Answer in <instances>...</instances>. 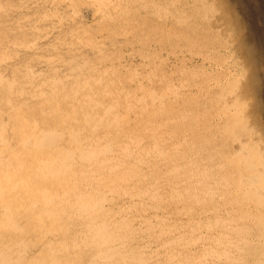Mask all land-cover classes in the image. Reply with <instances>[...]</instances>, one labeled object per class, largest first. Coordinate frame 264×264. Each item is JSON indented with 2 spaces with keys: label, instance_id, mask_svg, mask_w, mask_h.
<instances>
[{
  "label": "rangeland",
  "instance_id": "obj_1",
  "mask_svg": "<svg viewBox=\"0 0 264 264\" xmlns=\"http://www.w3.org/2000/svg\"><path fill=\"white\" fill-rule=\"evenodd\" d=\"M107 1L103 0V2H102V0H0V54H1L0 60L2 61V62H0L1 63L0 65L2 66L1 69L2 70L4 69V71H6V73H4V74H6V75L8 74L9 77L21 76L22 78H24L22 75L23 74L22 68L24 65L30 66L31 69L34 68L32 70L37 71L36 69H38L37 68L38 63H39L38 61L49 62V63H53V64L55 63V65L57 63L58 66H56L55 71H54V69L52 71L49 69L46 72L47 75L45 73L46 70L44 72L41 71L43 74H41V75L38 74V77L40 76V78L44 76L43 78L45 80L47 78H50V77H46V76L52 75L51 77H53V75L55 76V74H59V72H58L59 68L60 69L61 68L66 69L67 67L70 68L73 65L70 69V70H72V68H74V66L76 67V65H81L82 67L78 66L80 68L77 70V67H76L74 69L76 71H72V72H76V73L78 72L79 74H85L87 72L86 74L88 76L91 73L92 74V77L90 76L92 78L91 80H93V79L95 80V81H93V83H94L93 88H95V90H97V91H99V90L101 91L102 103L104 104V106L112 107L111 117H108L106 114L101 112V128L105 129V135H103L101 137L103 139V140L101 139V147H105V145L107 143H109V145L108 144L106 145L108 147L110 146L112 149L110 151V147H109V151L107 153V154H110V155H107V156H109L108 157L110 159L109 161H112L114 159L113 156L116 155V153L118 152L119 149H121V147L126 146L125 149L130 150L132 155L130 156L131 159H130V157H128V158H123L122 160H120V161L124 160L125 162L124 161L122 162L123 165L118 170V173H120V175H118V176H121V177H123L124 173H128L129 170L131 171L130 172L131 174H129L131 176L128 177L129 181L127 183L121 182L118 179H115L117 176L106 177L107 180L112 179V181L114 180V183H115L114 184V191L108 194L109 198H112L114 196L113 197V199H114L113 200V202H114L113 207L114 208L112 207L113 209H110V210H112L111 214H115L117 212H120V215L123 216V219L125 217H127L126 218L127 222L125 221L126 223L124 222L125 219L122 220L121 216H119L118 218L117 217H115V218H117V222H122V223L124 222V224L125 225L127 224L129 226V228L131 229V230H129L131 233L129 232L128 235H125L124 232L123 233L121 232V235L127 236L126 240H129L130 242H129V245L126 246L125 248L122 247L124 250L120 249L121 252H118V255H116L117 253L114 254L115 256H113L112 261H110L111 264H123V262H124V264H126L128 262H129L128 264H130V263L131 264H137V263L138 264H140V263L141 264H154V263L157 264L158 262H159L158 264H169V263L174 264L175 262H176L175 264H177L180 261L182 263H178V264H187V263L188 264H215V263L216 264L217 263H219V264H239V263L245 264L246 262H249V261L251 263H253L252 262L253 260H258V259H260L261 261H264V225H262V224H264L263 223L264 222V220H263V218H264V210H263L264 204L261 205L259 208L257 206V203L255 202V200L253 198L250 199L252 196L249 195L250 194L249 190H251V188H253V185H250V184H252L250 182L251 176H250V174L246 173L248 171H247V167L245 168L246 163L244 164L242 161L243 158L241 157V159H237V157L240 156L241 153L239 152L240 154L238 155V151H235L236 147H233V146L237 145V147L239 148L240 145H238V144H240V143L235 144V145L232 144V143L238 142L237 140H239V141H241L242 139L244 140L245 137L250 135L251 139L254 138V142L255 141L258 142V143L256 142L255 145H254V143H252L250 145H254L256 147V149L259 148L258 151H260L261 154H262V152H264V54H263L264 53V0H245V2H244V0H118V1L117 0H109L108 3H107ZM116 1H117V3H115ZM72 2H74V3H72ZM109 2H111L113 4L110 5ZM96 3L100 5V8H98L99 6L97 7ZM100 3H103L104 6L109 8V9L108 10H107V8L104 9L103 8L104 6H101L103 4H100ZM91 4H94L95 6L94 5L92 6ZM105 4H107L108 6ZM143 5L147 8H145ZM239 5H241V6H239ZM113 6L116 10L113 8ZM116 6H119V7L116 8ZM160 6H161V9L159 8ZM151 7H152V9H151ZM97 8H98V10H97ZM153 8L154 9L156 8V9L154 10ZM100 9L102 10V12L104 14L101 12ZM113 9L116 12H114ZM150 9L152 11H150ZM165 9H167V10H165ZM110 10H111V13H113L111 15L109 14ZM162 10H164V11H162ZM148 11H150L149 14H148ZM105 12L107 15H105ZM250 12L252 15L250 14ZM122 13H123V15H122ZM156 14H158L159 16H156ZM108 15L110 16V18H108ZM140 15H142V16H140ZM143 16H144V18L146 17V19H144ZM141 17H142V19H141ZM147 17H149V18H147ZM150 18H151V20H150ZM138 20H139V22H138ZM156 20H157V22H156ZM252 20H254V22ZM166 21H167V23H166ZM131 22H133V23L131 24ZM134 23H136V24H134ZM250 23H255L257 29L262 30L261 31L262 37L259 40H255L254 42H250L248 40V34L250 33V31L248 29L250 27ZM132 25H133V27H132ZM177 26H178V28H177ZM182 26H184V27L182 28ZM246 26H248V27L246 28ZM186 27L188 28V30ZM189 28H191V29L189 30ZM195 28H197V29H195ZM154 29H155V31H154ZM209 29H210V31H209ZM85 30L88 32L85 33ZM179 30L182 32V34ZM134 31H135V33H134ZM89 32H91V33H89ZM129 32H130V34H129ZM158 32H161V34L160 33L158 34ZM46 34H48V35L50 34L48 36V38H46L47 37ZM52 34H53V36H52ZM90 34H91V37H90ZM179 34L181 37H179ZM159 35H160V37H159ZM199 36H200V38H199ZM138 37L140 39H138ZM87 38L89 41L91 38V41L89 42L87 40ZM129 38L131 40H128ZM133 38H135V39L133 40ZM144 38H146V40ZM182 38H183V40H182ZM85 40H87V42ZM92 40H94V41H92ZM196 40H198V41H196ZM202 40H203V42H202ZM131 41H132V43H131ZM94 42H96V43H94ZM183 42H185V43H183ZM89 43H91V44H89ZM142 43H144V44H142ZM116 44L118 47L116 46ZM138 44H140V46ZM92 45H93V47H91ZM120 45L123 47L121 48ZM82 48H84V49H82ZM93 48H94V50H92ZM106 51H108V53ZM110 52H111V54H110ZM120 52H121V54H120ZM129 52L132 54H130ZM146 53H147V55H146ZM116 55H117V57L114 58ZM146 57H147V59H146ZM148 57H150V58H148ZM175 57H177V58H175ZM117 60H118V62H117ZM147 60H149V61H147ZM58 62H60V64ZM80 62H82L83 64ZM119 62L122 63V66H121V63L119 64ZM130 62H132V63H130ZM87 63L89 64V67H88ZM94 63H95V65H94ZM14 64H15V66H14ZM129 64H130V66H129ZM83 65H85L84 68H83ZM96 65H97V67H96ZM98 65L100 67H98ZM135 65H136V67H135ZM148 66H150L151 68ZM7 67H8V69H6ZM11 67H12V69H11ZM64 67H66V68H64ZM113 67H114V69H113ZM81 68L84 69V71ZM141 68H142V70H141ZM144 68H146V69H144ZM85 69H86V71H85ZM88 69H90V71H88ZM99 69H104V70H100L101 72H99ZM154 69H156V70H154ZM182 69H184V70H182ZM11 70H12V72L13 71L14 72L16 71V72L15 73L13 72V75H12ZM93 70H95L96 72H94ZM140 70H141V72H140ZM178 70H180V71H178ZM120 71L122 72V74ZM128 71H129V73H128ZM133 71H134V73H133ZM155 71L157 72V74ZM41 72H39V73H41ZM101 73H103L104 75H102ZM147 74H149L150 76ZM151 75H153V76H151ZM108 76H110V77L112 76V77L108 78L106 80V78ZM135 76L138 78L137 79L134 78ZM155 76H156V78L158 76V78L157 79L154 78ZM96 77H97V79H95ZM139 77H141V78H139ZM109 79L111 80V84H110ZM129 79H131V81ZM144 79L146 81H144ZM148 79H150V80L147 81ZM22 80L23 79H21V81ZM45 80H44V82H45ZM119 80L121 83L119 82ZM168 80L171 83H169ZM112 81H113V83H112ZM122 81H123V83L125 81V83L123 84ZM162 81H163V84H162ZM101 82H103V84ZM154 82H156V83L158 82V85L156 83L154 84ZM135 84H136V86H135ZM168 84H169V86H168ZM170 84H172V85H170ZM179 84H181V85H179ZM196 84H197V86H196ZM104 85L105 86L107 85L108 88H107V86L104 87ZM139 86H140V88H138ZM155 86H156V88H155ZM173 86L175 88H173ZM109 87L111 90L109 89ZM113 87L115 88V90ZM145 87L148 89H146ZM181 87H182V89H181ZM210 87H211V89H210ZM100 88H103V89H100ZM126 88H128V89H126ZM142 88H145V89L143 90ZM184 88H186V89H184ZM129 89H131V90H129ZM166 89H168V91ZM152 90L154 91V93L156 95L161 96V97H158L155 94L153 96H151L153 94ZM106 91L109 95L106 93ZM118 91H121V92H119L120 94L118 93ZM134 91H136V92H134ZM138 91L140 92V94ZM157 91L159 93H157ZM164 91L166 94L163 93ZM182 91H184V92H182ZM208 92H210V94ZM126 93L129 96L131 95V93L133 95H131L129 97ZM176 94H177V96H176ZM125 95L127 98H125ZM134 95L137 99L134 97ZM143 95H145V96H143ZM148 95H150V97ZM173 95H175L177 99ZM167 96H169V97H167ZM182 96H183V98H182ZM201 97H202V99H201ZM122 98H125L126 102H129V103H126L125 100ZM141 98L143 101L142 100L139 101ZM149 98L152 100H150ZM219 98L220 99L222 98V99L219 100ZM113 99H114V101H113ZM147 99H149V100H147ZM163 99H164V101H163ZM173 99H175V100H173ZM105 100H107V101H105ZM227 100H229V102ZM231 100L235 101L234 102L236 104V105L234 104L235 106L231 105V103H232ZM210 101H212V102H210ZM224 101H226L227 103L226 102L224 103ZM104 102H106V103H104ZM138 102H140V103H138ZM120 103H122V104H120ZM197 103H198V105H195ZM221 103H223V104L221 105ZM123 104H124V106H123ZM146 104H147V106H146ZM164 104H165V106L162 107ZM207 104H210V105H207ZM219 104L221 105L222 108L220 107ZM130 105H131V107H130ZM160 105H162V106L160 107ZM228 105H230V106H228ZM204 106H206V107H204ZM180 107H182V108H180ZM120 108L122 109V111L120 110ZM127 108L128 109L130 108L132 110L131 111H130V109L127 110ZM115 109L118 111H116ZM142 109H143V111H142ZM160 110L161 111L165 110V111L161 112ZM220 110H222V112ZM236 110H238V112ZM124 111L125 112L127 111V113H125ZM152 111H153V113H152ZM234 111H235V113H234ZM113 112H115V114ZM131 112H133V113H131ZM207 112H209V113H207ZM230 112H231V114H230ZM236 112L239 115H241L240 113L242 112L241 117L236 115ZM119 113H121V114H119ZM130 113L133 115H131ZM160 113L162 116L159 115ZM162 113H164V114L169 113V115H164ZM185 113H187V114H185ZM137 114H138V116L136 117ZM102 115H103V117H105L104 120L102 118ZM151 115H152V117H150ZM116 116L117 117L119 116L118 119L116 118ZM141 116H143L145 118L142 119ZM198 116H200V117H198ZM233 116H234V118H233ZM236 116L240 117V118H237ZM138 117H140L143 121L140 120V118H138ZM157 117H158V119H157ZM161 117H163V118L161 119ZM235 117L237 119H235ZM121 118L123 119L122 122H121V120H122ZM178 118L180 119L179 121H177ZM202 119H204V120H202ZM240 119H241V121H240ZM129 120H131L133 122L136 120V122H134V124H133ZM157 120H158V122H157ZM167 120H169V121L167 122ZM172 120H173V122H172ZM116 121H118V122H116ZM124 121H126V122L123 123ZM127 121H129V122H127ZM144 121H145V123H144ZM238 122H240V123H238ZM114 123L115 124L116 123H119V124L122 123V124L120 127L119 124H118L119 126H114L115 125ZM139 123H141V124H139ZM154 123H156V124H154ZM237 123H238L239 129L238 128L236 129L235 125H237ZM246 123H248V124H246ZM126 124H128V125H126ZM142 124L145 125V126H143V128H141ZM197 125H198V129H197ZM249 125L251 127H249ZM132 126H134V127L136 126V129L130 130L131 128H133ZM154 126H155V128H154ZM170 126H172V127H170ZM125 127H128L130 129L125 128ZM148 127L150 128V130L148 129ZM158 127L159 128L163 127V128L161 130H159ZM231 127H234L233 131H232ZM245 127H246V129H245ZM123 128H125V129H123ZM138 128H141L142 130L140 129L141 130L140 131ZM146 128L148 130H146ZM248 129L251 130L252 132L249 131ZM127 130H128V132H127ZM244 130H245V132H243ZM121 131H122V134H120ZM124 131H125V134L123 133ZM148 131H149V133H148ZM151 131H153V132H151ZM231 131L233 132L234 136H236V135L240 136L241 135L242 137L241 136H240V138L238 137L239 139L236 137H233V134ZM136 132H138L139 135L140 134L143 135V133H144V135L139 136V135H137ZM140 132H142V133H140ZM237 132H239V133H237ZM244 133H245V135H244ZM246 133H247V136H246ZM252 133H253V135H252ZM128 134H129V136H128ZM229 134H232V136H230ZM128 137H130V142H132L133 144L129 143ZM144 137L149 138L148 141H147V138H144ZM151 137H153L154 139ZM231 137H233L234 139L236 138V139L232 142L231 139H233V138H231ZM172 138H173V140H172ZM226 138H228L229 140ZM143 139L147 143H145V141L143 142ZM131 140H133L134 142ZM138 140H140L141 143ZM156 140L158 142H156ZM226 140H228V142ZM114 141H116V142H114ZM161 142L163 143L162 145H161ZM124 143H125V145H124ZM144 143H145V145H144ZM128 144H131L129 146H132V148L128 147ZM135 144H137V147ZM153 144H157V145H153ZM148 145H151V146H148ZM228 145H230V147ZM258 145H259V147H258ZM146 146H147V148H146ZM158 146H159V148H158ZM174 146H175V148H174ZM153 147L154 148L157 147L156 148L157 150L155 149V152H153V150H152V149H154ZM171 147H173V148H171ZM192 147H194V149ZM139 148L141 149V152H140ZM144 148L146 150L148 149L147 152H150L152 150L150 152L151 154L147 153L146 150L144 151ZM225 148H227V149L229 148V149L227 150ZM131 149L132 150L134 149V150L132 151ZM166 149H168V150L166 151ZM216 151H218V152H216ZM227 151H229V152H227ZM234 151H235V153H234ZM109 152H112V153H109ZM198 152L200 154H198ZM141 153H143V155L145 154V156H143ZM146 153L149 154V156ZM154 153H156V155ZM158 153L162 154V156H160V154H158ZM192 153H194L196 155H194ZM206 153H208V155ZM165 154H167L168 156ZM215 154H217V156ZM189 155H191V156H189ZM233 155H234V157H233ZM146 156H147V158H146ZM159 157H161L163 159H161V158L159 159ZM186 157H187V159H186ZM195 157H196V159H195ZM169 158L171 161L169 160ZM135 159H137L136 161L139 160L140 162L139 161L136 162ZM143 159H145L144 163L142 162ZM146 159H147V162H145ZM183 159H184V161H183ZM211 159H213V160L215 159L214 162ZM154 160H156V161H154ZM162 160H164V161L167 160V161H165V163H167V164H165L164 161L162 162ZM206 160H207V162H206ZM157 161L158 162L160 161V162L158 163ZM172 161H173V163H172ZM222 161H223V163H222ZM218 162H220V163L218 164ZM141 163H143V164H141ZM174 163H175V165H174ZM200 163H202V164H200ZM230 163H231V165H230ZM152 164H153V166H152ZM224 164H226V165H224ZM146 165H148V166H146ZM154 165L157 167H154ZM202 165H204V166H202ZM216 165H218L219 169L217 168ZM219 165H221V166H219ZM232 165H234V166H232ZM241 165L243 166V168L240 167ZM150 166H152V168ZM161 166H163V167H161ZM182 166H184V167L182 168ZM193 166H195V167H193ZM236 166H238V167H236ZM176 167H178V168H176ZM130 168L137 170L136 171L137 173H135V171L131 170ZM155 168H156V170H155ZM224 168L226 169V171ZM216 169H217V171H216ZM222 169H223V171H222ZM138 170H139V172H138ZM177 170L179 172H177ZM156 171H157V173H156ZM163 171L165 172V174ZM175 171H176V173H175ZM214 171H216V172H214ZM196 172H198V173H196ZM199 172H200V174H199ZM227 172H228V174H227ZM239 172H240V174H239ZM159 173H160V175H159ZM211 173H212V175H211ZM203 174H204V176H203ZM208 174L210 175V177ZM234 174H236V175L234 176ZM247 174H248V176H247ZM156 175H159L160 177L156 176ZM161 175H162V177H161ZM166 175H167V177H166ZM220 175H223V176H220ZM231 175H233V176H231ZM242 175L243 176L245 175L244 176L245 179L242 178L243 177ZM103 176L101 174V178H103ZM154 176H155V178H154ZM177 176L180 179L177 178ZM140 177L143 179H141ZM147 177H149V178L147 179ZM190 177H191V179H190ZM182 178H184V179H182ZM196 178H197V180H196ZM213 178H214V180H213ZM163 179H165V180H163ZM237 179H238V182H237ZM241 179H242V181H244V182H242L243 184H241L239 182V181H241ZM157 180H158V182H157ZM189 180H191V182ZM222 180H223V182H222ZM130 181H131V183H129ZM199 181H201V183ZM117 182H119V183H117ZM134 182H136V183H134ZM246 182H248V184H245ZM105 183L108 184L107 182H105ZM105 183H103V185H101V187H104ZM203 183L204 184L206 183L207 185L206 184L204 185ZM149 184H152V185L148 186ZM160 184H162V185L160 186ZM198 184L199 185L201 184V185L198 186ZM211 184L214 186L212 188L208 189V187L212 186ZM237 184H239V185H237ZM202 185H203V187H202ZM241 185H243V186H241ZM131 186H132V188H131ZM151 187H155L157 190H159V193L161 196H159L157 202H156V200H155V202L152 201L150 197L146 198L144 195V192H145L144 190H146V188L150 189ZM243 188H245V189H243ZM199 189H200V191H199ZM210 189H211V191H212V189L214 191L210 192ZM242 189L244 190V193H246V194L243 193ZM122 190H123V192H122ZM163 190H164V192H163ZM166 190H167V192L168 191L169 192L167 193ZM187 190H188V192H187ZM130 191H131V193H129ZM177 191H178V193H177ZM196 191H198V192H196ZM207 191L209 192L208 194H206ZM126 192H127V194H126ZM138 192H140L139 195H136V194H138ZM185 192H187V194ZM214 192H216L217 194ZM226 192H228V193H226ZM114 193L115 194L117 193V195H115ZM120 193H121V195H120ZM130 194L134 198L131 196H129L131 198H128V195H130ZM142 195H144L145 199H142L143 198ZM173 195H175V197H173ZM211 195H212V197H210ZM137 196L138 197L140 196L139 197L140 199ZM243 196L247 197L248 199L244 198ZM177 197H179L180 200ZM186 197H188V198H186ZM170 198L171 199L173 198L175 200L172 199V201H171ZM192 198L195 200H193ZM198 198L201 201H199ZM163 199L165 200V203H164ZM121 200L123 202H124V200H126L125 201L126 203L125 202L123 203ZM140 200L143 201V203L140 202ZM211 200H212V202H211ZM251 200H253V201H251ZM138 201H139L140 205L138 204ZM192 201L193 202L195 201V203H193ZM237 201L239 202L240 205H238ZM149 202H150V204H149ZM186 202H188V203H186ZM224 202H226V203H224ZM141 204L142 205L145 204L146 207L142 206ZM160 204H162L163 207ZM196 204H198V205H196ZM156 205H157V207H156ZM117 206L119 209H117ZM133 206H134V208H131ZM241 206H242V208L240 209ZM129 207H130L131 211H130ZM143 207H144V209H143ZM186 207H189V208L186 209ZM213 207H214V209H213ZM207 208H209V210ZM256 208H258V210ZM261 208H263V209H261ZM149 209L151 211H154V212L149 211ZM190 209H191V211H190ZM126 210H128L127 214L125 213ZM209 211H211V212H209ZM249 211H250V213H249ZM128 212L130 213V215H128L129 214ZM163 212H164V214H163ZM174 212H176V213H174ZM236 212H238V214ZM251 212H253V213H251ZM254 212H255V214H254ZM225 213H227V214H225ZM147 214H149V215L147 216ZM151 214L154 216H152ZM229 214H231L230 217H229ZM260 215H263V216L260 217ZM140 216H141V218H140ZM185 216H187V218ZM169 217H171V218H169ZM148 218H150V219H148ZM155 218H157V219H155ZM210 219L212 222L210 221ZM242 219H244V220H242ZM135 220H136V222H134ZM142 220L143 221L147 220V222L149 223V224L147 223L148 227H147V224L145 221H144L145 224H143L144 222ZM149 220H151V222L153 221L152 224ZM155 220H156V224L154 223ZM179 220H180V222H179ZM191 220H192V222H191ZM202 220L204 221V223L201 222L202 223L201 224L202 226H201L199 223ZM215 220L219 221V222H216V223H218L217 224L218 226L216 225ZM221 220L224 221L225 223L222 222ZM157 221H159V222H157ZM129 222L131 224H129ZM189 222H191V223H189ZM251 222H253V224ZM140 223H142V224H140ZM134 225H135V227H134ZM155 225H157V226L159 225L160 227L159 226L157 227ZM180 225H181V227H180ZM205 225L208 228H206V227L204 228ZM138 226H140V227H138ZM190 226H191V228H193L192 230H190L191 229ZM212 226L215 228H213ZM241 226H243V227H241ZM163 227L165 229H163ZM258 227H259V230H258ZM223 228H226V229L223 230ZM252 228H253V230H251ZM199 229H201L202 232H201V230L199 231ZM179 230H181V231H179ZM141 231H143V233ZM191 231H193L195 234H193V232H191ZM159 232H161V233H159ZM166 232H168V233L166 234ZM246 232L248 234H246ZM257 232H258V234H255ZM141 233H142V235H141ZM203 233H204V235H203ZM260 233H262L261 236L263 238L260 237V235H259ZM138 234H139V236H138ZM160 234H162V235H160ZM220 234L222 235L223 238L220 237L221 236ZM231 234H232V237H231ZM191 235H194V236H191ZM236 235H238V237ZM245 235H247L248 237ZM130 236H132V237L130 238ZM147 236H149V237H147ZM151 236H153V237H151ZM229 236H230V238H229ZM244 236L246 237L245 239H244ZM250 236H251V238H250ZM215 237H217V238H215ZM235 237H236V239H235ZM240 237H242L243 239H241ZM133 238H134V241H133ZM149 238H150V240H148ZM179 239L182 240V242L181 241L179 242ZM202 239L205 241H203ZM223 239H225V240H223ZM247 239L249 241L252 240V241H250L251 243L248 242ZM192 240L194 241L193 243H192ZM168 241H169V244H168ZM170 241L171 242L175 241L174 242L175 244L171 243ZM195 242H197V243H195ZM206 242H207V244H206ZM208 242H210V243H208ZM216 242H217V244H216ZM222 242H223V244H221ZM233 242H235V243H233ZM255 242H257V246H256ZM165 243H167L168 246ZM155 244L156 245L158 244V245L156 246ZM163 244H165L164 247L162 246ZM210 244L212 246H210ZM238 244H241V245H238ZM231 245L232 246L235 245V247H232ZM159 246H162L161 247L162 249L161 248L159 249ZM184 246H186V247H184ZM224 246H225V248L226 247H228V248L224 249ZM247 246L251 249H248ZM141 247L142 248L144 247V249L142 250ZM192 247H195V248H192ZM212 247H213V250H212ZM132 248H133V250H132ZM166 248L168 250H166ZM184 248H186V249H184ZM199 248H201V249H199ZM130 249L132 250V252ZM183 249H184V251H183ZM242 249L248 250L247 251L248 253L245 252L246 250H242ZM252 249H253V251H252ZM137 250H138V252H137ZM215 250H216V253H214ZM193 251H194V253H193ZM220 251H221V253H220ZM226 251H227V257L228 258L225 255ZM119 253L122 254V257ZM124 253H126V255H124ZM149 253H150V255H149ZM206 253H208L209 256H207ZM211 253H213V254H211ZM145 254H146V256H145ZM220 254H221V258L218 257V256H220ZM232 254H234V255H232ZM142 255L145 257H141ZM173 255H174V257H173ZM192 255H193V257H192ZM205 255H206V257H205ZM223 255H225L224 256L225 258L223 257ZM134 256L136 258L135 262H133ZM181 256H182V258H180ZM120 257L124 258V259L122 260ZM132 257H133V260H132ZM137 257L138 258L140 257V258L138 259ZM171 257H172V259H171ZM203 257H205V258H203ZM214 257H215V259H214ZM239 257H242V258H239ZM85 258L86 259L88 258V254L78 257L80 262H85L88 260V259L86 260ZM148 259H152V260L148 261ZM168 259L171 262L168 261ZM198 259H199V261H198ZM206 259L208 260L207 263L205 261ZM230 259H233V260H230ZM141 260L143 262H141ZM116 261H118V262H116ZM138 261H140V263ZM166 262H168V263H166Z\"/></svg>",
  "mask_w": 264,
  "mask_h": 264
},
{
  "label": "bare ground",
  "instance_id": "obj_2",
  "mask_svg": "<svg viewBox=\"0 0 264 264\" xmlns=\"http://www.w3.org/2000/svg\"><path fill=\"white\" fill-rule=\"evenodd\" d=\"M107 1V0H105ZM109 1V0H108ZM107 1V3H108ZM118 1V0H117ZM117 1L115 3H117ZM100 2V1H99ZM103 2V0H102ZM123 2V1H122ZM147 2V1H146ZM145 2V3H146ZM245 2V0H244ZM258 2V1H257ZM74 3V2H72ZM71 3V4H72ZM143 3V2H142ZM253 3V2H252ZM97 4V3H96ZM103 4V3H100ZM109 4H113L111 2H109ZM121 4V3H120ZM240 4V3H239ZM92 6L94 4H91ZM107 5V4H105ZM122 5V4H121ZM145 5V4H144ZM143 5V6H144ZM148 5V4H147ZM95 6V5H94ZM99 6V7H98ZM101 6H104L101 5ZM108 6V5H107ZM241 6V5H239ZM97 7L100 8V5L97 4ZM119 6H116V8ZM139 7V6H138ZM145 7V6H144ZM154 7V6H153ZM250 7V6H249ZM95 8V7H94ZM97 8V10H98ZM104 9L107 7H103ZM102 8V9H103ZM114 8V6H113ZM143 8V7H142ZM147 8V7H145ZM157 8V7H156ZM155 8V9H156ZM161 9V6L159 7ZM236 8V7H235ZM109 8H107L108 10ZM115 9V8H114ZM113 9V11H114ZM138 9V8H137ZM152 9V7H151ZM150 9V11H152ZM154 9V8H153ZM154 9V10H155ZM158 9V8H157ZM163 9V8H162ZM248 9V8H247ZM96 10V9H95ZM96 10V11H97ZM101 10V9H100ZM99 10V11H100ZM116 10V9H115ZM119 10V9H118ZM167 10V9H165ZM127 11V10H126ZM148 11V14L149 12ZM164 11V10H162ZM102 12V10H101ZM110 15L113 14L111 13V10L109 11ZM116 12V11H114ZM179 12V11H178ZM253 12V11H252ZM99 13V12H98ZM103 13V12H102ZM126 13V12H125ZM139 13V12H138ZM170 13V12H169ZM100 14V13H99ZM104 14V13H103ZM130 14V13H129ZM152 14V13H151ZM159 14V13H158ZM158 14H156V16H159ZM251 14V12H250ZM105 15L106 12H105ZM123 15V13H122ZM145 15V14H144ZM172 15V14H171ZM252 15V14H251ZM142 16V15H140ZM154 16V15H153ZM260 16V15H259ZM258 16V17H259ZM131 17V16H130ZM164 17V16H163ZM108 18H110V16L108 15ZM124 18V17H123ZM127 18V17H126ZM137 18V17H136ZM144 18V16H143ZM149 18V17H147ZM159 18V17H158ZM171 18V17H170ZM174 18V17H173ZM142 19V17H141ZM146 19V17L144 18ZM143 19V20H144ZM177 19V18H176ZM258 19V18H257ZM44 20V19H43ZM125 20V19H124ZM131 20V19H130ZM151 20V18H150ZM5 21V20H4ZM159 21V20H158ZM171 21V20H170ZM175 21V20H174ZM254 22V20H252ZM2 22V21H1ZM139 22V20H138ZM142 22V21H141ZM157 22V20H156ZM179 22V21H178ZM238 22V21H237ZM256 22V21H255ZM133 22H131L132 24ZM164 23V22H163ZM167 23V21H166ZM130 24V23H129ZM136 24V23H134ZM160 24V23H159ZM175 24V23H174ZM177 24V23H176ZM179 24V23H178ZM144 25V24H143ZM168 25V24H167ZM166 25V26H167ZM138 26V25H137ZM150 26V25H149ZM193 26V25H192ZM191 26V27H192ZM133 27V25H132ZM140 27V26H139ZM144 27V26H143ZM173 27V26H172ZM184 26H182L183 28ZM194 27V26H193ZM248 26H246L247 28ZM130 28V27H129ZM142 28V27H141ZM157 28V27H156ZM155 28V29H156ZM166 28V27H165ZM178 28V26H177ZM181 28V29H182ZM187 28V27H186ZM185 28V29H186ZM245 28V27H244ZM150 29V28H149ZM154 29V31H155ZM159 29V28H158ZM157 29V30H158ZM172 29V28H171ZM175 29V28H174ZM191 28H189L190 30ZM197 29V28H195ZM203 29V28H202ZM152 30V29H151ZM160 30V29H159ZM167 30V29H166ZM188 30V28H187ZM250 31V33L248 34V40L250 42H254L255 40H259L262 37V30L257 29L256 24L255 23H250V27L248 29ZM153 31V32H154ZM180 31V30H179ZM203 31V30H202ZM210 31V29H209ZM88 32L85 30V33ZM133 32V31H132ZM152 32V31H151ZM163 32V31H162ZM181 32V31H180ZM188 32V31H187ZM191 32V31H190ZM206 32V31H205ZM54 33V32H53ZM91 33V32H89ZM88 33V34H89ZM135 33V31H134ZM137 33V32H136ZM143 33V32H142ZM141 33V34H142ZM147 33V32H146ZM149 33V32H148ZM161 34V32H158V34ZM196 33V32H195ZM198 33V32H197ZM124 34V33H123ZM130 34V32H129ZM140 34V35H141ZM178 34V33H177ZM182 34V32H181ZM48 38V34H46ZM139 35V34H138ZM143 35V34H142ZM147 35V34H146ZM191 35V34H190ZM201 35V34H200ZM53 36V34H52ZM89 36V35H88ZM128 36V35H127ZM131 36V35H130ZM176 36V35H175ZM187 36V35H186ZM91 37V34H90ZM125 37V36H124ZM137 37V36H136ZM141 37V36H140ZM160 37V35H159ZM177 37V36H176ZM179 37L180 34H179ZM184 37V36H183ZM51 38V37H50ZM49 38V39H50ZM93 38V37H92ZM187 38V37H186ZM200 38V36H199ZM202 38V37H201ZM126 39V38H125ZM135 38H133L134 40ZM138 39H140L138 37ZM146 40V38H144ZM159 39V38H158ZM193 39V38H192ZM191 39V40H192ZM198 39V38H197ZM220 39V38H219ZM88 40V38H87ZM87 40H85L87 42ZM101 40V39H100ZM128 40H131L130 38ZM183 40V38H182ZM84 41V42H85ZM89 41V40H88ZM91 41V38H90ZM89 41V42H90ZM94 41V40H92ZM121 41V40H120ZM136 41V40H135ZM198 41V40H196ZM221 41V40H220ZM118 42V41H117ZM128 42V41H127ZM146 42V41H145ZM176 42V41H175ZM191 42V41H190ZM200 42V41H199ZM203 42V40H202ZM92 43V42H91ZM89 43V44H91ZM96 43V42H94ZM93 43V44H94ZM122 43V42H121ZM132 43V41H131ZM137 43V42H136ZM140 43V42H139ZM185 43V42H183ZM182 43V44H183ZM187 43V42H186ZM144 44V43H142ZM181 44V43H180ZM199 44V43H198ZM224 44V43H223ZM95 45V44H94ZM140 46V44H138ZM146 45V44H145ZM163 45V44H162ZM89 46V45H88ZM98 46V45H97ZM101 46V45H100ZM103 46V45H102ZM117 46V44H116ZM121 46V45H120ZM142 46V45H141ZM3 47V46H2ZM5 47V46H4ZM93 47V45L91 46ZM105 47V46H104ZM118 47V46H117ZM116 47V48H117ZM123 46H121L122 48ZM143 47V46H142ZM3 49V48H2ZM10 49V48H9ZM8 49V50H9ZM84 49V48H82ZM86 49V48H85ZM88 49V48H87ZM97 49V48H96ZM146 49V48H145ZM94 50V48L92 49ZM102 50V49H101ZM120 50V49H119ZM5 51V50H4ZM91 51V50H90ZM96 51V50H95ZM111 51V50H110ZM122 51V50H121ZM2 52V51H1ZM108 53V51H106ZM116 52V51H115ZM118 52V51H117ZM146 52V51H145ZM130 53V52H129ZM243 53V52H242ZM106 54V53H105ZM111 54V52H110ZM113 54V53H112ZM121 54V52H120ZM123 54V53H122ZM132 54V53H130ZM154 54V53H153ZM264 54V53H263ZM262 54V55H263ZM1 55V54H0ZM115 55V54H114ZM118 55V54H117ZM117 55L114 57L116 58ZM147 55V53H146ZM158 55V54H157ZM120 56V55H119ZM122 56V55H121ZM145 56V55H144ZM160 56V55H159ZM107 57V56H106ZM119 58V57H118ZM145 58V57H144ZM150 58V57H148ZM177 58V57H175ZM1 59V58H0ZM109 59V58H108ZM107 59V60H108ZM124 59V58H123ZM122 59V60H123ZM147 59V57H146ZM145 59V60H146ZM154 59V58H153ZM104 60V59H103ZM144 60V59H143ZM151 60V59H150ZM205 60V59H204ZM101 61V60H100ZM149 61V60H147ZM0 62H2L0 60ZM38 69H36L37 71H34L31 69L30 66L24 65L23 66V77L18 76H11L9 77L8 74H4L6 73V71H4V69L2 70V66L0 65V264H111L110 261H112L113 256H115L114 254L118 255V252H121V250H124L122 247H126L129 245V240H126L127 236L129 234V230H131L129 228V226L126 224H124V222L127 220L125 217L123 219V216L120 215V212H117L115 214H111L110 209H113V197L109 198L108 194L114 191V180L112 181V179H106V177H110V176H117L115 179H118L121 182H128L129 178L131 175L130 170L128 173H124L123 177L118 176L120 175V173H118V170L121 168V166L123 165V158H128L132 155L131 151L128 149H125V147H121V149L118 150V152L116 153V155H114V159L112 161H109L110 159L108 158L110 154H107L109 151V147L106 146L107 144L109 145V143H107L105 145V147H101V137L103 135H105V129L101 128V112L106 114L108 117H111L112 115V107L109 106H104V104L102 103L101 100V91H97L95 90L94 87V83L93 81H95L94 79L91 80L92 78V74L90 73L89 76L86 74H79L78 72H72V71H76L74 70L77 67V70L80 68L78 66L81 65H76V67L74 66V68L71 69V67L73 66H69L70 68H66V69H60L59 68V74H55V76L53 75V77H51L52 73L50 74L51 76H46L47 75V71L50 69L51 71L54 69V71L56 70V66H58V64L55 63H49V62H40L38 61ZM118 62V60H117ZM128 62V61H127ZM176 62V61H175ZM60 64V62H58ZM62 63V62H61ZM82 63V62H80ZM86 63V62H85ZM84 63V64H85ZM121 62H119L120 64ZM132 63V62H130ZM151 63V62H150ZM154 63V62H153ZM152 63V64H153ZM1 64V63H0ZM26 64V63H25ZM83 64V63H82ZM88 64V63H87ZM91 64V63H90ZM98 64V63H97ZM101 64V63H100ZM148 64V63H147ZM9 65V64H8ZM11 65V64H10ZM62 65V64H61ZM86 65V64H85ZM85 65H83V68L85 67ZM95 65V63H94ZM127 65V64H126ZM138 65V64H137ZM140 65V64H139ZM142 65V64H141ZM151 65V64H150ZM206 65V64H205ZM4 66V65H3ZM15 66V64H14ZM65 66V65H64ZM68 66V65H67ZM87 66V65H86ZM122 66V63H121ZM130 66V64H129ZM132 66V65H131ZM156 66V65H155ZM180 66V65H179ZM184 66V65H183ZM182 66V67H183ZM197 66V65H196ZM9 67V66H8ZM8 67L6 69H8ZM82 67V66H81ZM89 67V64H88ZM97 67V65H96ZM98 67H100L98 65ZM120 67V66H119ZM118 67V68H119ZM136 67V65H135ZM147 67V66H146ZM150 67V66H148ZM153 67V66H152ZM10 68V67H9ZM52 68V69H51ZM91 68V67H90ZM111 68V67H110ZM121 68V67H120ZM125 68V67H124ZM127 68V67H126ZM140 68V67H139ZM151 68V67H150ZM156 68V67H155ZM159 68V67H158ZM186 68V67H185ZM12 69V67H11ZM19 69V68H18ZM21 69V68H20ZM82 69V68H81ZM93 69V68H92ZM91 69V70H92ZM98 69V68H97ZM112 69V68H111ZM114 69V67H113ZM117 69V68H116ZM128 69V68H127ZM126 69V70H127ZM131 69V68H130ZM146 69V68H144ZM149 69V68H148ZM15 70V69H14ZM17 70V69H16ZM46 70V71H45ZM84 71V69H82ZM100 70H104V69H99V72H101ZM110 70V69H109ZM108 70V71H109ZM137 70V69H136ZM142 70V68H141ZM140 70V72H141ZM156 70V69H154ZM175 70V69H174ZM181 70V69H180ZM178 70V71H180ZM184 70V69H182ZM192 70V69H191ZM4 71V72H3ZM41 71H45L46 73V77H50L47 78L46 80L40 76L38 77V74L41 75L43 74ZM80 71V70H79ZM86 71V69H85ZM88 71H90V69H88ZM94 72H96L95 70H93ZM112 71V70H111ZM139 71V70H138ZM145 71V70H144ZM143 71V72H144ZM186 71V70H185ZM189 71V70H188ZM8 72V71H7ZM12 72V70H11ZM14 72V71H13ZM12 72V75H13ZM16 72V71H15ZM14 72V73H15ZM20 72V71H19ZM41 72V73H39ZM121 72V71H120ZM137 72V71H136ZM147 72V71H146ZM156 72V71H155ZM247 72V71H246ZM249 72V71H248ZM10 73V72H9ZM18 73V72H17ZM16 73V74H17ZM49 73V72H48ZM57 73V72H56ZM81 73V72H80ZM83 73V72H82ZM126 73V72H125ZM129 73V71H128ZM134 73V71H133ZM139 73V72H138ZM161 73V72H160ZM159 73V74H160ZM99 74V73H98ZM102 75H104L103 73H101ZM107 74V73H106ZM117 74V73H116ZM122 74V72H121ZM132 74V73H131ZM137 74V73H136ZM135 74V75H136ZM151 74V73H150ZM157 74V72H156ZM187 74V73H186ZM11 75V74H10ZM49 75V74H48ZM140 75V74H139ZM149 75V74H147ZM163 75V74H162ZM167 75V74H166ZM91 76V77H90ZM98 76V75H97ZM113 76V75H112ZM111 76V77H112ZM150 76V75H149ZM148 76V77H149ZM153 76V75H151ZM170 76V75H169ZM195 76V75H194ZM205 76V75H204ZM203 76V77H204ZM102 77V76H101ZM106 77V76H105ZM110 76H108L106 78V80L108 78H111ZM114 77V76H113ZM117 77V76H116ZM121 77V76H120ZM124 77V76H123ZM143 77V76H142ZM147 77V76H146ZM206 77V76H205ZM99 78V77H98ZM133 78V77H132ZM134 78H138V77H134ZM133 78V79H134ZM141 78V77H139ZM151 78V77H150ZM156 78V76L154 77ZM158 78V76H157ZM156 78V79H157ZM166 78V77H165ZM21 79H23L21 81ZM97 79V77L95 78ZM102 79V78H101ZM114 79V78H113ZM116 79V78H115ZM120 79V78H119ZM123 79V78H122ZM152 79V78H151ZM155 79V80H156ZM161 79V78H160ZM169 79V78H168ZM199 79V78H198ZM45 80V82H44ZM110 80V79H109ZM117 80V79H116ZM127 80V79H126ZM131 81V79H129ZM150 79H148L147 81H149ZM163 80V79H162ZM167 80V79H166ZM170 80V79H169ZM168 80V82H169ZM115 81V80H114ZM128 81V80H127ZM144 81H146L144 79ZM157 81V80H156ZM164 81V80H163ZM162 81V84H163ZM107 82V81H106ZM120 82V80H119ZM118 82V83H119ZM129 82V81H128ZM133 82V81H132ZM166 82V81H165ZM253 82V81H252ZM100 83V82H99ZM103 84V82H101ZM113 83V81H112ZM116 83V82H115ZM117 83V84H118ZM121 83V82H120ZM123 83V81H122ZM125 83V81H124ZM123 83V84H124ZM131 83V82H130ZM134 83V82H133ZM141 83V82H140ZM144 83V82H143ZM142 83V84H143ZM149 83V82H148ZM156 82H154L155 84ZM171 83V82H169ZM173 83V82H172ZM96 84V83H95ZM98 84V83H97ZM110 84H111V80H110ZM122 84V85H123ZM138 84V83H137ZM158 85V82L156 83ZM160 84V83H159ZM184 84V83H183ZM182 84V85H183ZM99 85V84H98ZM113 85V84H112ZM115 85V84H114ZM126 85V84H125ZM140 85V84H139ZM152 85V84H151ZM172 85V84H170ZM181 85V84H179ZM107 86V85H106ZM104 85V87H106ZM129 86V85H128ZM127 86V87H128ZM136 86V84H135ZM142 86V85H141ZM161 86V85H160ZM169 86V84H168ZM185 86V85H184ZM197 86V84H196ZM210 86V85H209ZM96 87V86H95ZM101 87V86H100ZM103 87V86H102ZM126 87V86H125ZM124 87V88H125ZM162 87V86H161ZM179 87V86H178ZM177 87V88H178ZM192 87V86H191ZM108 88V86H107ZM114 88V87H113ZM118 88V87H117ZM131 88V87H130ZM140 88V86L138 87ZM146 88V87H145ZM145 88H142L143 90ZM150 88V87H149ZM156 88V86H155ZM159 88V87H158ZM173 88H175L173 86ZM180 88V87H179ZM208 88V87H207ZM103 89V88H100ZM110 89V87H109ZM121 89V88H120ZM128 89V88H126ZM134 89V88H133ZM148 89V88H146ZM182 89V87H181ZM186 89V88H184ZM192 89V88H191ZM201 89V88H200ZM211 89V87H210ZM105 90V89H104ZM111 90V89H110ZM113 90V89H112ZM115 90V88H114ZM131 90V89H129ZM128 90V91H129ZM159 90V89H158ZM168 91V89H166ZM193 90V89H192ZM191 90V91H192ZM213 90V89H212ZM126 91V90H125ZM140 91V90H139ZM138 91V92H139ZM179 91V90H178ZM209 91V90H208ZM103 92V91H102ZM121 91H118V93ZM123 92V91H122ZM127 92V91H126ZM136 92V91H134ZM141 92V91H140ZM139 92V94H140ZM146 92V91H145ZM170 92V91H169ZM184 92V91H182ZM107 93V91H106ZM148 93V92H147ZM150 93V92H149ZM152 95L153 96L155 93L152 90ZM157 93H159L157 91ZM164 94L165 91L163 92ZM174 93V92H173ZM179 93V92H178ZM177 93V94H178ZM188 93V92H187ZM199 93V92H198ZM210 94V92H208ZM108 94V93H107ZM111 94V93H110ZM120 94V93H119ZM127 94V93H126ZM144 94V93H143ZM162 94V93H161ZM172 94V93H171ZM176 94V96H177ZM191 94V93H190ZM214 94V93H213ZM109 95V94H108ZM128 95V94H127ZM131 95H133L131 93ZM130 95V96H131ZM137 95V94H136ZM156 95V94H155ZM163 95V94H162ZM168 95V94H167ZM221 95V94H220ZM118 96V95H117ZM123 96V95H122ZM129 96V95H128ZM129 96V97H130ZM145 96V95H143ZM150 97V95H148ZM158 96V95H156ZM155 96V97H156ZM175 96V95H173ZM175 96V98H176ZM179 96V95H178ZM214 96V95H213ZM223 96V95H222ZM119 97V96H118ZM124 97V96H123ZM135 97V95H134ZM161 97V96H158ZM165 97V96H164ZM169 97V96H167ZM180 97V96H179ZM207 97V96H206ZM216 97V96H215ZM219 97V96H218ZM125 98L126 95H125ZM125 98H122L125 100ZM136 98V97H135ZM147 98V97H146ZM183 98V96H182ZM131 99V98H130ZM137 99V98H136ZM135 99V100H136ZM150 99V98H149ZM147 99V100H149ZM161 99V98H160ZM165 99V98H164ZM163 99V101H164ZM177 99V98H176ZM202 99V97H201ZM218 99V98H217ZM222 99V98H221ZM219 98V100H221ZM134 100V99H133ZM142 98L139 100L141 101ZM152 100V99H150ZM154 100V99H153ZM157 100V99H156ZM159 100V99H158ZM175 100V99H173ZM215 100V99H214ZM224 100V99H223ZM107 101V100H105ZM114 101V99H113ZM118 101V100H117ZM130 101V100H129ZM143 101V100H142ZM146 101V100H145ZM144 101V102H145ZM155 101V100H154ZM153 101V102H154ZM162 101V100H161ZM229 102V100H227ZM120 102V101H119ZM124 102V101H123ZM122 102V103H123ZM126 102V100H125ZM159 102V101H158ZM183 102V101H182ZM212 102V101H210ZM209 102V103H210ZM217 102V101H216ZM222 102V101H221ZM226 101H224L225 103ZM231 105H234L235 101L231 100ZM106 103V102H104ZM120 103V104H122ZM129 103V102H126ZM137 103V102H136ZM140 103V102H138ZM142 103V102H141ZM160 103V102H159ZM158 103V104H159ZM165 103V102H164ZM178 103V102H177ZM203 103V102H202ZM227 103V102H226ZM237 103V102H236ZM113 104V103H112ZM115 104V103H114ZM144 104V103H143ZM152 104V103H151ZM154 104V103H153ZM217 104V103H216ZM223 103H221L222 105ZM239 104V103H238ZM108 105V104H107ZM128 105V104H127ZM138 105V104H137ZM156 105V104H155ZM169 105V104H168ZM195 105H198L195 104ZM210 105V104H207ZM220 105V104H219ZM218 105V106H219ZM220 105V107H221ZM236 105V104H235ZM234 105V106H235ZM112 106V105H111ZM120 106V105H119ZM124 106V104H123ZM145 106V105H144ZM147 106V104H146ZM157 106V105H156ZM159 106V105H158ZM162 105H160L161 107ZM165 104L162 106L164 107ZM180 106V105H179ZM217 106V107H218ZM230 106V105H228ZM131 107V105H130ZM137 107V106H136ZM151 107V106H150ZM155 107V106H154ZM178 107V106H177ZM206 107V106H204ZM216 107V106H215ZM219 107V108H220ZM224 107V106H223ZM227 107V106H226ZM182 108V107H180ZM211 108V107H210ZM222 108V107H221ZM130 109V108H129ZM127 108V110H129ZM134 109V108H133ZM148 109V108H147ZM154 109V108H153ZM169 109V108H168ZM175 109V108H174ZM207 109V108H206ZM205 109V110H206ZM218 109V108H217ZM227 109V108H226ZM232 109V108H231ZM235 109V108H234ZM239 109V108H238ZM116 110V109H115ZM120 110L122 111V109L120 108ZM132 109H130L131 111ZM135 110V109H134ZM141 110V109H140ZM149 110V109H148ZM166 110V109H165ZM162 110V111H165ZM213 110V109H212ZM118 111V110H116ZM138 111V110H137ZM136 111V112H137ZM143 111V109H142ZM156 111V110H155ZM161 111V110H160ZM159 111V112H160ZM161 111V112H162ZM219 111V110H218ZM222 112V110H220ZM238 112V110H236ZM240 111V110H239ZM242 111V110H241ZM125 112V111H124ZM145 112V111H144ZM147 112V111H146ZM168 112V111H167ZM176 112V111H175ZM199 112V111H198ZM197 112V113H198ZM210 112V111H209ZM207 112V113H209ZM232 112V111H231ZM230 112V114H231ZM236 112V115L240 116L242 115V112L240 113L241 115H239ZM115 114V112H113ZM127 113V111L125 112ZM133 113V112H131ZM130 113V114H131ZM138 113V112H137ZM149 113V112H148ZM153 113V111H152ZM156 113V112H155ZM172 113V112H171ZM200 113V112H199ZM213 113V112H212ZM235 113V111H234ZM121 114V113H119ZM146 114V113H145ZM150 114V113H149ZM164 114V113H162ZM187 114V113H185ZM128 115V114H127ZM133 115V114H131ZM130 115V116H131ZM135 115V114H134ZM156 115V114H155ZM160 116L161 113L159 114ZM164 115H169L168 114H164ZM173 115V114H172ZM183 115V114H182ZM211 115V114H210ZM114 116V115H113ZM138 116V114L136 115V117ZM146 116V115H145ZM157 116V115H156ZM221 116V115H220ZM223 116V115H222ZM119 117V116H118ZM118 117L116 116V118L118 119ZM142 119L145 118L143 116H141ZM149 117V116H148ZM152 117V115L150 116ZM167 117V116H166ZM169 117V116H168ZM182 117V116H181ZM200 117V116H198ZM237 117V116H236ZM240 118V117H237ZM103 120L105 119V117H103ZM107 118V117H106ZM114 118V117H113ZM112 118V119H113ZM124 118V117H123ZM129 118V117H128ZM134 118V117H133ZM140 118V117H138ZM163 117H161L162 119ZM170 118V117H169ZM188 118V117H187ZM190 118V117H189ZM234 118V116H233ZM232 118V119H233ZM122 119V118H121ZM126 119V118H125ZM124 119V120H125ZM136 119V118H135ZM140 118V120H142ZM156 119V118H155ZM158 119V117H157ZM175 119V118H174ZM192 119V118H191ZM108 120V119H107ZM180 119L178 118L177 121H179ZM182 120V119H181ZM188 120V119H187ZM204 120V119H202ZM106 121V120H105ZM123 121V119L121 120V122ZM130 122H132L134 124V122H136V120L133 122L131 120H129ZM127 121V122H129ZM139 121V120H138ZM143 121V120H142ZM152 121V120H151ZM156 121V120H155ZM169 120H167L168 122ZM184 121V120H183ZM195 121V120H194ZM241 121V119H240ZM112 122V121H111ZM118 122V121H116ZM120 122V121H119ZM126 121H124L123 123H125ZM149 122V121H148ZM158 122V120H157ZM162 122V121H161ZM173 122V120H172ZM171 122V123H172ZM103 123V122H102ZM105 123V122H104ZM110 123V122H109ZM138 123V122H137ZM145 123V121H144ZM150 123V122H149ZM148 123V124H149ZM166 123V122H165ZM175 123V122H174ZM216 123V122H215ZM240 123V122H238ZM238 123L236 126V129L238 128ZM111 124V123H110ZM115 124V123H114ZM116 123L114 126H119L121 127L120 123ZM132 124V125H133ZM136 124V123H135ZM141 124V123H139ZM147 124V125H148ZM156 124V123H154ZM153 124V125H154ZM248 124V123H246ZM108 125V124H107ZM128 125V124H126ZM125 125V126H126ZM169 125V124H168ZM167 125V126H168ZM199 125V124H198ZM198 125H197V129H198ZM240 125V124H239ZM244 125V124H243ZM113 126V127H114ZM140 126V125H139ZM142 124V127L143 128ZM149 126V125H148ZM219 126V125H218ZM217 126V127H218ZM234 126V127H235ZM108 127V126H107ZM110 127V126H109ZM123 127V126H122ZM133 128H128L130 130L132 129H136V126H132ZM147 127V126H146ZM164 127V126H163ZM162 127V128H163ZM172 127V126H170ZM229 127V126H228ZM231 127L232 131L233 128ZM244 127V126H243ZM249 127H251L249 125ZM115 128V127H114ZM123 128V129H125ZM141 128H138L139 130ZM155 128V126H154ZM159 128V127H158ZM162 128H159V130H161ZM122 129V130H123ZM148 129L150 130V128L148 127ZM146 128V130H148ZM153 129V128H152ZM167 129V128H166ZM170 129V128H169ZM239 129V128H238ZM243 129V128H242ZM241 129V130H242ZM246 129V127H245ZM250 129V128H249ZM248 129V130H249ZM117 130V129H116ZM119 130V129H118ZM121 130V129H120ZM142 130V129H141ZM140 130V131H141ZM235 130V129H234ZM126 131V130H125ZM125 131L123 132L125 134ZM134 131V130H133ZM136 131V130H135ZM144 131V130H143ZM142 131V132H143ZM158 131V130H157ZM231 131V132H232ZM251 131V130H249ZM114 132V131H113ZM128 132V130H127ZM132 132V131H131ZM130 132V133H131ZM140 132V133H142ZM153 132V131H151ZM150 132V133H151ZM165 132V131H164ZM245 132V130L243 131ZM252 132V131H251ZM117 133V132H116ZM135 133V132H134ZM137 135L138 132H136ZM149 133V131H148ZM187 133V132H186ZM239 133V132H237ZM242 133V132H241ZM122 134V131L121 133ZM147 134V133H146ZM228 134V133H227ZM233 134V132H232ZM232 134H229L230 136H232ZM243 134V133H242ZM132 135V134H131ZM141 135V134H140ZM139 135V136H140ZM144 135V133H143ZM141 135V136H143ZM228 135V136H229ZM236 135V134H235ZM245 135V133H244ZM253 135V133H252ZM129 136V134H128ZM136 136V135H135ZM196 136V135H195ZM241 136V135H240ZM240 136L236 135L233 137L236 138H240ZM247 136V133H246ZM249 136V137H248ZM247 137L244 138V140L240 139L241 141L237 140L238 142L236 143H232V144H238L240 145L239 148L237 147V145L233 146L236 147L235 151H238V155L241 153L240 156L237 157V159H241V157L243 158L242 161L243 163L246 165L245 168L247 167V171L246 173L250 174L251 176V180L250 182L253 185V188H251V190H249V195L252 196L250 199H254L255 202L257 203V206L260 208L261 205L264 204V152L258 151L259 148L256 149V147L254 146L255 143L257 141L254 142V138L251 139V136L248 135ZM256 136V135H255ZM115 137V136H114ZM231 137V138H233ZM242 137V136H241ZM147 138V137H144ZM153 138V137H151ZM190 138V137H189ZM235 138V139H236ZM238 138V139H239ZM129 139V143L130 142V137H128ZM149 138H147L148 141ZM154 139V138H153ZM175 139V138H174ZM205 139V138H204ZM224 139V138H223ZM228 139V138H226ZM234 138L231 139V141L233 142L235 140ZM103 140V139H102ZM109 140V139H108ZM161 140V139H160ZM173 140V138H172ZM188 140V139H187ZM191 140V139H190ZM229 140V139H228ZM228 140H226L228 142ZM133 141V140H131ZM140 142V140H138ZM137 141V142H138ZM142 141V140H141ZM145 140L143 139V142ZM155 141V140H154ZM116 142V141H114ZM134 142V141H133ZM142 142V143H143ZM156 142H158L156 140ZM169 142V141H168ZM195 142V141H194ZM112 143V142H111ZM141 143V142H140ZM145 143H147L145 141ZM144 143V145H145ZM153 143V142H152ZM184 143V142H183ZM226 143V142H225ZM254 143V145H250ZM258 143V142H257ZM133 144V143H132ZM149 144V143H148ZM163 143L161 142V145ZM173 144V143H172ZM190 144V143H189ZM198 144V143H197ZM228 144V143H227ZM125 145V143H124ZM131 144H128V147ZM137 147V144H135ZM143 145V146H144ZM153 145H157V144H153ZM187 145V144H186ZM193 145V144H192ZM201 145V144H200ZM250 145V146H249ZM139 146V145H138ZM142 146V147H143ZM151 146V145H148ZM189 146V145H188ZM187 146V147H188ZM230 147V145H228ZM232 146V145H231ZM155 147V146H154ZM153 147V148H154ZM168 147V146H167ZM259 147V145H258ZM114 148V147H113ZM147 148V146H146ZM157 148V147H156ZM152 149L153 152H155V149ZM159 148V146H158ZM173 148V147H171ZM175 148V146H174ZM179 148V147H178ZM194 149V147H192ZM197 148V147H196ZM201 148V147H200ZM203 148V147H202ZM218 148V147H217ZM116 149V148H115ZM135 149V148H134ZM133 149V150H134ZM137 149V148H136ZM140 149V148H139ZM143 149V148H142ZM192 149V150H193ZM199 149V148H198ZM197 149V150H198ZM227 149V148H225ZM229 149V148H228ZM227 149V150H228ZM111 147H110V151H111ZM132 150V149H131ZM132 150V151H133ZM146 149L144 148V151ZM151 150V149H150ZM149 150V151H150ZM151 150V151H152ZM157 150V149H156ZM160 150V149H159ZM158 150V151H159ZM168 149H166L167 151ZM170 150V149H169ZM234 150V149H233ZM232 150V151H233ZM148 151V149L146 150V152ZM150 151V152H151ZM157 151V152H158ZM163 151V150H162ZM203 151V150H202ZM223 151V150H222ZM231 151V152H232ZM234 151V153H235ZM113 152V151H112ZM109 152V153H112ZM141 152V149H140ZM147 152V153H150ZM169 152V151H168ZM189 152V151H188ZM187 152V153H188ZM218 152V151H216ZM220 152V151H219ZM229 152V151H227ZM240 152V153H239ZM145 153V152H144ZM146 153V154H147ZM163 153V152H162ZM191 153V152H190ZM114 154V153H113ZM143 155V153H141ZM151 154V153H150ZM156 155V153H154ZM160 154V153H158ZM194 154V153H192ZM198 154H200L198 152ZM208 155V153H206ZM222 154V153H221ZM232 154V153H231ZM149 156V154H147ZM167 155V154H165ZM164 155V156H165ZM177 155V154H176ZM179 155V154H178ZM196 155V154H194ZM217 156V154H215ZM230 155V154H229ZM137 156V155H136ZM141 156V155H140ZM145 156V154L143 155ZM158 156V155H157ZM160 156H162V154H160ZM168 156V155H167ZM187 156V155H186ZM191 156V155H189ZM193 156V155H192ZM231 156V155H230ZM229 156V157H230ZM236 156V155H235ZM112 157V156H111ZM152 157V156H151ZM154 157V156H153ZM173 157V156H172ZM234 157V155H233ZM140 158V157H139ZM144 158V157H143ZM147 158V156H146ZM161 157H159L160 159ZM165 158V157H164ZM176 158V157H175ZM185 158V157H184ZM193 158V157H192ZM218 158V157H217ZM221 158V157H220ZM131 159V157H130ZM142 159V158H141ZM163 159V158H161ZM167 159V158H166ZM173 159V158H172ZM187 159V157H186ZM196 159V157H195ZM194 159V160H195ZM200 159V158H199ZM224 159V158H223ZM222 159V160H223ZM235 159V158H234ZM137 159H135L136 161ZM143 159V163H144ZM153 160V159H152ZM170 160V158H169ZM189 160V159H188ZM213 160V159H211ZM215 160V159H214ZM213 160V162H214ZM139 161V160H138ZM136 161V162H138ZM156 161V160H154ZM164 160H162L163 162ZM167 161V160H165ZM164 161V163H165ZM171 161V160H170ZM184 161V159H183ZM228 161V160H227ZM245 161V162H244ZM125 162V161H124ZM140 162V161H139ZM147 162V159L146 161ZM158 162V161H157ZM160 162V161H159ZM158 162V163H159ZM200 162V161H199ZM207 162V160H206ZM234 162V161H233ZM236 162V161H235ZM241 162V161H240ZM141 163V164H143ZM156 163V162H155ZM154 163V164H155ZM173 163V161H172ZM186 163V162H185ZM192 163V162H191ZM209 163V162H208ZM220 162H218L219 164ZM223 163V161H222ZM225 163V162H224ZM239 163V162H238ZM163 164V163H162ZM167 164V163H165ZM190 164V163H189ZM195 164V163H194ZM202 164V163H200ZM213 164V163H212ZM171 165V164H170ZM175 165V163H174ZM184 165V164H183ZM198 165V164H197ZM226 165V164H224ZM231 165V163H230ZM240 165V164H239ZM238 165V166H239ZM148 166V165H146ZM153 166V164H152ZM152 166H150L152 168ZM159 166V165H158ZM189 166V165H188ZM191 166V165H190ZM204 166V165H202ZM207 166V165H206ZM218 168V165H216ZM221 166V165H219ZM229 166V165H228ZM234 166V165H232ZM236 166V167H238ZM137 167V166H136ZM144 167V166H143ZM154 167H157L154 165ZM163 167V166H161ZM184 166H182L183 168ZM195 167V166H193ZM208 167V166H207ZM226 167V166H225ZM240 167L243 168V166L241 165ZM149 168V167H148ZM178 168V167H176ZM181 168V167H180ZM189 168V167H188ZM206 168V167H205ZM211 168V167H210ZM209 168V169H210ZM213 168V167H212ZM221 168V167H220ZM230 168V167H229ZM241 168V169H242ZM128 169V168H127ZM131 170H134L132 168H130ZM138 169V168H137ZM201 169V168H200ZM208 169V170H209ZM219 169V168H218ZM225 169V168H224ZM228 169V168H227ZM231 169V168H230ZM156 170V168H155ZM159 170V169H158ZM157 170V171H158ZM171 170V169H170ZM174 170V169H173ZM180 170V169H179ZM182 170V169H181ZM215 170V169H214ZM135 173H137V170H134ZM133 171V172H134ZM156 171V173H157ZM212 171V170H211ZM217 171V169H216ZM214 171V172H216ZM223 171V169H222ZM226 171V169H225ZM224 171V172H225ZM228 171V170H227ZM242 171V170H241ZM124 172V171H123ZM122 172V173H123ZM127 172V171H126ZM139 172V170H138ZM149 172V171H148ZM152 172V171H151ZM150 172V173H151ZM160 172V171H159ZM164 172V171H163ZM162 172V173H163ZM177 172H179L177 170ZM207 172V171H206ZM213 172V173H214ZM171 173V172H170ZM176 173V171H175ZM195 173V172H194ZM198 173V172H196ZM232 173V172H231ZM245 173V172H244ZM101 174L103 176V178H101ZM142 174V173H141ZM152 174V173H151ZM165 174V172H164ZM169 174V173H168ZM167 174V175H168ZM178 174V173H177ZM200 174V172H199ZM216 174V173H215ZM224 174V173H223ZM228 174V172H227ZM233 174V173H232ZM240 174V172H239ZM247 174V176H248ZM138 175V174H137ZM144 175V174H143ZM149 175V174H148ZM160 175V173H159ZM156 175V176H159ZM163 175V174H162ZM161 175V177H162ZM166 175V177H167ZM172 175V174H171ZM180 175V174H179ZM209 175V174H208ZM207 175V176H208ZM212 175V173H211ZM236 174H234L235 176ZM145 176V175H144ZM194 176V175H193ZM204 176V174H203ZM223 176V175H220ZM233 176V175H231ZM239 176V175H238ZM237 176V177H238ZM243 176V175H242ZM245 176V175H244ZM244 176L242 178H244ZM249 176V177H250ZM137 177V176H136ZM160 177V176H159ZM184 177V176H183ZM198 177V176H197ZM210 177V175H209ZM241 177V176H240ZM248 177V178H249ZM113 178V177H112ZM138 178V177H137ZM136 178V179H137ZM141 178V177H140ZM149 177H147L148 179ZM155 178V176H154ZM177 178H179L177 176ZM199 178V177H198ZM208 178V177H207ZM215 178V177H214ZM213 178V180H214ZM239 178V177H238ZM104 179V180H103ZM134 179V178H133ZM143 179V178H141ZM145 179V178H144ZM160 179V178H159ZM176 179V178H175ZM180 179V178H179ZM184 179V178H182ZM191 179V177H190ZM194 179V178H193ZM216 179V178H215ZM223 179V178H222ZM227 179V178H226ZM234 179V178H233ZM245 179V178H244ZM132 180V179H131ZM165 180V179H163ZM167 180V179H166ZM197 180V178H196ZM195 180V181H196ZM201 180V179H200ZM217 180V179H216ZM229 180V179H228ZM162 181V180H161ZM178 181V180H177ZM180 181V180H179ZM191 182V180H189ZM205 181V180H204ZM210 181V180H209ZM226 181V180H225ZM249 181V180H248ZM105 182H107L108 184H106ZM158 182V180H157ZM156 182V183H157ZM198 182V181H197ZM201 183V181H199ZM208 182V181H207ZM206 182V183H207ZM213 182V181H212ZM217 182V181H216ZM223 182V180H222ZM230 182V181H229ZM233 182V181H232ZM238 182V179H237ZM241 184H243L242 179L241 181H239ZM103 183H105L104 187H101V185H103ZM119 183V182H117ZM131 183V181L129 182ZM136 183V182H134ZM166 183V182H165ZM164 183V184H165ZM182 183V182H181ZM188 183V182H187ZM194 183V182H193ZM205 183V184H206ZM221 183V182H220ZM225 183V182H224ZM236 183V182H235ZM239 183V184H240ZM140 184V183H139ZM158 184V183H157ZM195 184V183H194ZM204 184V183H203ZM204 184V185H205ZM217 184V183H216ZM215 184V185H216ZM219 184V183H218ZM226 184V183H225ZM237 184V185H239ZM245 184H248V182H246ZM128 185V184H127ZM152 184H149L148 186H150ZM162 184H160L161 186ZM168 185V184H167ZM201 185V184H200ZM198 184V186H200ZM207 185V184H206ZM212 185V184H211ZM222 185V184H221ZM165 186V185H164ZM174 186V185H173ZM190 186V185H189ZM197 186V185H196ZM214 185L208 187L212 188ZM217 186V185H216ZM243 186V185H241ZM240 186V187H241ZM123 187V186H122ZM169 187V186H168ZM178 187V186H177ZM186 187V186H185ZM203 187V185H202ZM223 187V186H222ZM226 187V186H225ZM117 188V187H116ZM132 188V186H131ZM149 188V187H148ZM155 187H151L150 189L144 190V195L147 198H151L152 201L156 202L158 201V198L160 195L159 190H157ZM165 188V187H164ZM171 188V187H170ZM173 188V187H172ZM187 188V187H186ZM215 188V187H214ZM218 188V187H217ZM216 188V189H217ZM232 188V187H231ZM249 188V187H248ZM123 189V188H122ZM166 189V188H165ZM182 189V188H181ZM202 189V188H201ZM205 189V188H204ZM224 189V188H223ZM222 189V190H223ZM227 189V188H226ZM245 189V188H243ZM242 189V190H243ZM117 190V189H116ZM125 190V189H124ZM133 190V189H132ZM131 190V191H132ZM169 190V189H168ZM183 190V189H182ZM197 190V189H196ZM207 190V189H206ZM231 190V189H230ZM126 191V190H125ZM131 191L129 193H131ZM174 191V190H173ZM200 191V189H199ZM214 190L210 189V192H213ZM216 191V190H215ZM220 191V190H219ZM218 191V192H219ZM228 191V190H227ZM247 191V190H246ZM121 192V191H120ZM123 192V190H122ZM121 192V193H122ZM164 192V190H163ZM167 192V190H166ZM169 192V191H168ZM167 192V193H168ZM176 192V191H175ZM188 192V190H187ZM187 192H185L187 194ZM198 192V191H196ZM203 192V191H202ZM201 192V193H202ZM206 192V191H205ZM204 192V193H205ZM229 192V191H228ZM226 192V193H228ZM235 192V191H234ZM120 193V195H121ZM140 192H138L139 195ZM178 193V191H177ZM190 193V192H189ZM192 193V192H191ZM209 192L207 191L206 194H208ZM216 193V192H214ZM232 193V192H231ZM236 193V192H235ZM244 193V190H243ZM115 194V193H114ZM127 194V192H126ZM125 194V195H126ZM181 194V193H180ZM197 194V193H196ZM217 194V193H216ZM221 194V193H220ZM246 194V193H244ZM112 195V194H111ZM117 195V193L115 194ZM144 195L142 199L144 198ZM165 195V194H164ZM194 195V194H193ZM236 195V194H235ZM238 195V194H237ZM131 196L128 195V198ZM135 196V195H134ZM168 196V195H167ZM166 196V197H167ZM179 196V195H178ZM198 196V195H197ZM200 196V195H199ZM205 196V195H204ZM217 196V195H216ZM226 196V195H225ZM123 197V196H122ZM138 197V196H137ZM140 197V196H139ZM138 197V198H139ZM165 197V198H166ZM170 197V196H169ZM168 197V198H169ZM172 197V196H171ZM173 197H175V195H173ZM184 197V196H183ZM195 197V196H194ZM201 197V196H200ZM212 197V195L210 196ZM237 197V196H236ZM244 197V196H243ZM134 198V197H133ZM132 198V199H133ZM136 198V197H135ZM161 198V197H160ZM179 199V197H177ZM182 198V197H181ZM188 198V197H186ZM196 198V197H195ZM205 198V197H204ZM222 198V197H221ZM220 198V199H221ZM231 198V197H230ZM247 198V197H244ZM131 199V200H132ZM140 199V198H139ZM171 199V198H170ZM173 199V198H172ZM171 199V201H172ZM183 199V198H182ZM193 199V198H192ZM199 199V198H198ZM206 199V198H205ZM216 199V198H215ZM224 199V198H223ZM248 199V198H247ZM123 200V199H122ZM121 200V201H122ZM127 200V199H126ZM124 200V202L126 201ZM129 200V199H128ZM135 200V199H134ZM133 200V201H134ZM148 200V199H147ZM146 200V201H147ZM162 200V199H161ZM160 200V201H161ZM164 200V199H163ZM175 200V199H173ZM180 200V199H179ZM184 200V199H183ZM188 200V199H187ZM191 200V199H190ZM189 200V201H190ZM195 200V199H193ZM197 200V199H196ZM149 201V200H148ZM159 201V202H160ZM168 201V200H167ZM166 201V202H167ZM199 201H201L199 199ZM198 201V202H199ZM235 201V200H234ZM244 201V200H243ZM253 201V200H251ZM119 202V201H118ZM123 202V201H122ZM123 202V203H124ZM140 202L143 203V201L140 200ZM158 202V203H159ZM191 202V201H190ZM193 202V201H192ZM212 202V200H211ZM238 202V201H237ZM248 202V201H247ZM126 203V202H125ZM165 203V200H164ZM163 203V204H164ZM188 203V202H186ZM185 203V204H186ZM195 203V201L193 202ZM226 203V202H224ZM223 203V204H224ZM139 204V201H138ZM146 204V203H145ZM142 205V206H145ZM150 204V202H149ZM153 204V203H152ZM170 204V203H169ZM191 204V203H190ZM201 204V203H200ZM205 204V203H204ZM242 204V203H241ZM253 204V203H252ZM136 205V204H135ZM134 205V206H135ZM140 205V204H139ZM162 205V204H160ZM174 205V204H173ZM181 205V204H180ZM189 205V204H188ZM198 205V204H196ZM238 205L239 202H238ZM119 206V205H118ZM117 206V209H119ZM131 207V208H134ZM148 206V205H147ZM150 206V205H149ZM179 206V205H178ZM111 207V208H110ZM113 207V208H112ZM139 207V206H138ZM146 207V206H145ZM154 207V206H153ZM157 207V205H156ZM163 207V205H162ZM204 207V206H203ZM209 207V206H208ZM122 208V207H121ZM149 208V207H148ZM152 208V207H151ZM185 208V207H184ZM189 207H186V209H188ZM239 208V207H238ZM242 208V206L240 207V209ZM130 209V207H129ZM128 209V210H129ZM144 209V207H143ZM142 209V210H143ZM156 209V208H155ZM154 209V210H155ZM169 209V208H168ZM185 209V210H186ZM200 209V208H199ZM209 210V208H207ZM211 209V208H210ZM214 209V207H213ZM218 209V208H217ZM233 209V208H232ZM246 209V208H245ZM248 209V208H247ZM258 210V208H256ZM263 209V208H261ZM124 210V209H123ZM122 210V211H123ZM126 210V214L127 211ZM147 210V209H146ZM157 210V209H156ZM155 210V211H156ZM161 210V209H160ZM205 210V209H204ZM216 210V209H215ZM230 210V209H229ZM264 210V209H263ZM121 211V210H120ZM131 211V209H130ZM144 211V210H143ZM149 211H151L149 209ZM162 211V210H161ZM166 211V210H165ZM178 211V210H177ZM191 211V209H190ZM220 211V210H219ZM236 211V210H235ZM115 212V211H114ZM154 212V211H151ZM193 212V211H192ZM191 212V213H192ZM203 212V211H202ZM211 212V211H209ZM122 213V212H121ZM124 213V212H123ZM129 213V212H128ZM146 213V212H145ZM148 213V212H147ZM159 213V212H158ZM176 213V212H174ZM179 213V212H178ZM189 213V212H188ZM208 213V212H207ZM213 213V212H212ZM211 213V214H212ZM232 213V212H231ZM238 214V212H236ZM250 213V211H249ZM253 213V212H251ZM154 214V213H153ZM164 214V212H163ZM186 214V213H185ZM205 214V213H204ZM227 214V213H225ZM224 214V215H225ZM235 214V213H234ZM242 214V213H241ZM255 214V212H254ZM124 215V214H123ZM130 215V213L128 214ZM127 215V216H128ZM137 215V214H136ZM145 215V214H144ZM143 215V216H144ZM149 214H147L148 216ZM152 215V214H151ZM167 215V214H166ZM171 215V214H170ZM173 215V214H172ZM179 215V214H178ZM182 215V214H181ZM194 215V214H193ZM201 215V214H200ZM206 215V214H205ZM208 215V214H207ZM220 215V214H219ZM231 214H229L230 217ZM245 215V214H244ZM252 215V214H251ZM121 216L122 220H124V222H117V218ZM135 216V215H134ZM154 216V215H152ZM151 216V217H152ZM188 216V215H187ZM187 216H185L187 218ZM221 216V215H220ZM237 216V215H236ZM263 215H260V217H262ZM117 217V218H115ZM130 217V216H129ZM146 217V216H145ZM150 217V216H149ZM156 217V216H155ZM167 217V216H166ZM184 217V218H185ZM200 217V216H199ZM141 218V216H140ZM158 218V217H157ZM155 218V219H157ZM162 218V217H161ZM171 218V217H169ZM176 218V217H175ZM183 218V217H182ZM226 218V217H225ZM242 218V217H241ZM240 218V219H241ZM255 218V217H254ZM135 219V218H134ZM143 219V218H142ZM147 219V218H146ZM150 219V218H148ZM154 219V218H153ZM222 219V218H221ZM257 219V218H256ZM255 219V220H256ZM164 220V219H163ZM167 220V219H166ZM189 220V219H188ZM193 220V219H192ZM191 220V222H192ZM196 220V219H195ZM244 220V219H242ZM247 220V219H246ZM254 220V221H255ZM259 220V219H258ZM257 220V221H258ZM264 220V218H263ZM130 221V220H129ZM143 221V220H142ZM146 222V224L148 223L147 220H144ZM143 221V222H144ZM151 222V220H149ZM160 221V220H159ZM157 221V222H159ZM173 221V220H172ZM211 221V219H210ZM222 221V220H221ZM231 221V220H230ZM229 221V222H230ZM249 221V220H248ZM253 221V222H254ZM127 222V221H126ZM125 222V223H126ZM136 222V220L134 221ZM140 222V221H139ZM142 222V223H143ZM145 222L143 224H145ZM153 222V221H152ZM151 222V224H152ZM180 222V220H179ZM184 222V221H183ZM182 222V223H183ZM189 222V223H191ZM195 222V221H194ZM201 222L204 223V221H200V225L202 224ZM212 222V221H211ZM219 222L215 220V223ZM224 222V221H222ZM227 222V221H226ZM234 222V221H233ZM232 222V223H233ZM253 222H251L253 224ZM263 222V221H262ZM133 223V222H132ZM140 223V224H142ZM154 223L156 224V220L154 221ZM171 223V222H170ZM225 223V222H224ZM239 223V222H238ZM243 223V222H242ZM264 223V222H263ZM129 224H131L129 222ZM135 224V223H134ZM149 224V223H148ZM147 224V227H148ZM150 224V225H151ZM160 224V223H159ZM163 224V223H162ZM193 224V223H192ZM191 224V225H192ZM210 224V223H209ZM218 223H216L217 225ZM231 224V223H230ZM261 224V223H260ZM133 225V224H132ZM149 225V226H150ZM178 225V224H177ZM189 225V224H188ZM199 225V226H200ZM211 225V224H210ZM214 225V224H213ZM226 225V224H225ZM234 225V224H233ZM246 225V224H245ZM264 225V224H262ZM152 226V225H151ZM150 226V227H151ZM154 226V225H153ZM157 226V225H155ZM159 226V225H158ZM157 226V227H158ZM163 226V225H162ZM165 226V225H164ZM171 226V225H170ZM184 226V225H183ZM202 226V225H201ZM218 226V225H217ZM223 226V225H222ZM221 226V227H222ZM237 226V225H236ZM249 226V225H248ZM131 227V226H130ZM135 227V225H134ZM140 227V226H138ZM146 227V226H145ZM144 227V228H145ZM146 227V228H147ZM160 227V226H159ZM181 227V225H180ZM206 227V225L204 226V228ZM213 227V226H212ZM226 227V226H225ZM239 227V226H238ZM237 227V228H238ZM243 227V226H241ZM245 227V226H244ZM261 227V226H260ZM132 228V227H131ZM152 228V227H151ZM155 228V227H154ZM183 228V227H182ZM191 228V226H190ZM203 228V227H202ZM208 228V227H206ZM211 228V227H210ZM215 228V227H213ZM229 228V227H228ZM255 228V227H254ZM156 229V228H155ZM163 229H165L163 227ZM173 229V228H172ZM175 229V228H174ZM193 228H191L190 230H192ZM219 229V228H218ZM217 229V230H218ZM226 228H223V230H225ZM249 229V228H248ZM261 229V228H260ZM135 230V229H134ZM143 230V229H142ZM153 230V229H152ZM183 230V229H182ZM189 230V231H190ZM201 229H199L200 231ZM209 230V229H208ZM253 230V228L251 229ZM255 230V229H254ZM257 230V229H256ZM259 230V227H258ZM257 230V231H258ZM148 231V230H147ZM155 231V230H154ZM163 231V230H162ZM166 231V230H165ZM181 231V230H179ZM178 231V232H179ZM195 231V230H194ZM214 231V230H213ZM227 231V230H226ZM229 231V230H228ZM121 232L125 233V235H121ZM137 232V231H136ZM143 233V231H141ZM146 232V231H145ZM171 232V231H170ZM175 232V231H174ZM173 232V233H174ZM177 232V233H178ZM186 232V231H185ZM193 232V231H191ZM202 232V230H201ZM210 232V231H209ZM243 232V231H242ZM249 232V231H248ZM251 232V231H250ZM131 233V232H130ZM141 233V235H142ZM161 233V232H159ZM168 232H166L167 234ZM184 233V232H183ZM187 233V232H186ZM199 233V232H198ZM230 233V232H229ZM238 233V232H237ZM163 234V233H162ZM160 234V235H162ZM165 234V235H166ZM192 234V233H191ZM193 234H195L193 232ZM236 234V233H235ZM246 234H248L246 232ZM255 234H258L255 233ZM133 235V234H132ZM150 235V234H149ZM155 235V234H154ZM170 235V234H169ZM183 235V234H182ZM185 235V234H184ZM188 235V234H187ZM202 235V234H201ZM204 235V233H203ZM209 235V234H208ZM214 235V234H213ZM221 235V234H220ZM224 235V234H223ZM227 235V234H226ZM230 235V234H229ZM241 235V234H240ZM239 235V236H240ZM243 235V234H242ZM260 237H262V233L259 234ZM139 236V234H138ZM194 236V235H191ZM215 236V235H214ZM225 236V235H224ZM238 237V235H236ZM247 236V235H245ZM244 236V239L246 238ZM132 236H130L131 238ZM135 237V236H134ZM149 237V236H147ZM153 237V236H151ZM155 237V236H154ZM179 237V236H178ZM177 237V238H178ZM202 237V236H201ZM222 237V235L220 236ZM232 237V234H231ZM248 237V236H247ZM136 238V237H135ZM171 238V237H170ZM176 238V239H177ZM187 238V237H186ZM190 238V237H189ZM192 238V237H191ZM217 238V237H215ZM223 238V237H222ZM226 238V237H225ZM230 238V236H229ZM241 239H243L242 237H240ZM251 238V236H250ZM253 238V237H252ZM257 238V237H256ZM263 238V237H262ZM142 239V238H141ZM140 239V240H141ZM144 239V238H143ZM159 239V238H158ZM157 239V240H158ZM181 239V238H180ZM179 239V242L182 240ZM183 239V238H182ZM185 239V238H184ZM197 239V238H196ZM207 239V238H206ZM236 239V237H235ZM239 239V238H238ZM258 239V238H257ZM260 239V238H259ZM132 240V239H131ZM138 240V239H137ZM145 240V239H144ZM150 240V238L148 239ZM178 240V239H177ZM191 240V239H190ZM200 240V239H199ZM203 240V239H202ZM210 240V239H209ZM222 240V239H221ZM225 240V239H223ZM248 240V239H247ZM134 241V238H133ZM132 241V242H133ZM136 241V240H135ZM198 241V240H197ZM205 241V240H203ZM219 241V240H218ZM231 241V240H230ZM234 241V240H233ZM239 241V240H238ZM252 241V240H250ZM248 240V242H250ZM254 241V240H253ZM156 242V241H155ZM159 242V241H158ZM166 242V241H165ZM171 242V241H170ZM175 241L171 242L174 243ZM194 241L192 240V243ZM211 242V241H210ZM208 242V243H210ZM244 242V241H243ZM148 243V242H147ZM170 243V244H171ZM197 243V242H195ZM220 243V242H219ZM228 243V242H227ZM235 243V242H233ZM242 243V242H241ZM251 243V242H250ZM254 243V242H253ZM35 244V245H34ZM150 244V243H149ZM159 244V243H158ZM157 244V245H158ZM167 244V243H165ZM165 244H163L162 246L164 247ZM169 244V241H168ZM167 244V246H168ZM175 244V243H174ZM179 244V243H178ZM207 244V242H206ZM214 244V243H213ZM217 244V242H216ZM223 244V242L221 243ZM226 244V243H225ZM244 244V243H243ZM256 246H257V242H255ZM154 245V244H153ZM156 245V244H155ZM156 245V246H157ZM227 245V244H226ZM241 245V244H238ZM263 245V244H262ZM137 246V245H136ZM135 246V247H136ZM139 246V245H138ZM159 246V249L162 247ZM190 246V245H189ZM196 246V245H195ZM199 246V245H198ZM204 246V245H203ZM210 246H212L210 244ZM232 246V245H231ZM249 246V245H248ZM247 246V247H248ZM253 246V245H252ZM152 247V246H151ZM175 247V246H174ZM181 247V246H180ZM186 247V246H184ZM188 247V246H187ZM221 247V246H220ZM232 247H235L232 246ZM239 247V246H238ZM246 247V246H245ZM262 247V246H261ZM158 248V247H157ZM183 248V247H182ZM195 248V247H192ZM207 248V247H206ZM228 247L224 249H227ZM253 248V247H252ZM121 249V250H120ZM141 249L143 250L144 247ZM146 249V248H145ZM149 249V248H148ZM155 249V248H154ZM158 249V250H159ZM162 249V248H161ZM165 249V248H164ZM181 249V248H180ZM186 249V248H184ZM183 249V251H184ZM201 249V248H199ZM208 249V248H207ZM231 249V248H230ZM229 249V250H230ZM237 249V248H236ZM248 249H251L248 247ZM256 249V248H255ZM131 250V249H130ZM133 250V248H132ZM131 250V252H132ZM140 250V249H139ZM150 250V249H149ZM166 250H168L166 248ZM170 250V249H169ZM213 250V247H212ZM217 250V249H216ZM216 250L214 253H216ZM240 250V249H239ZM242 250H246V249H242ZM135 251V250H134ZM152 251V250H151ZM155 251V250H154ZM177 251V250H176ZM223 251V250H222ZM248 250H246L245 252H247ZM253 251V249H252ZM261 251V250H260ZM130 252V253H131ZM138 252V250H137ZM143 252V251H142ZM208 252V251H207ZM232 252V251H231ZM239 252V251H238ZM257 252V251H256ZM127 253V252H126ZM126 253H124V255H126ZM129 253V252H128ZM145 253V252H144ZM143 253V254H144ZM147 253V252H146ZM153 253V252H152ZM161 253V252H160ZM167 253V252H166ZM179 253V252H178ZM183 253V252H182ZM194 253V251H193ZM221 253V251H220ZM248 253V252H247ZM88 254V262H80L78 257L83 256V255H87ZM120 254V253H119ZM207 256L208 253H206ZM213 254V253H211ZM218 254V253H217ZM224 254V253H223ZM231 254V253H230ZM237 254V253H236ZM122 257V254H120ZM150 255V253H149ZM152 255V254H151ZM170 255V254H169ZM175 255V254H174ZM173 255V257H174ZM181 255V254H180ZM186 255V254H185ZM226 257H227V251H226ZM223 255V257L225 256ZM234 255V254H232ZM240 255V254H239ZM129 256V255H128ZM146 256V254H145ZM145 256H141V257H145ZM160 256V255H159ZM171 256V255H170ZM179 256V255H178ZM177 256V257H178ZM248 256V255H247ZM253 256V255H252ZM87 257V256H86ZM120 257V258H121ZM176 257V256H175ZM193 257V255H192ZM206 257V255H205ZM203 257V258H205ZM212 257V256H211ZM219 258H221V254L220 256H218ZM245 257V256H244ZM243 257V258H244ZM263 257V256H262ZM115 258V257H114ZM128 258V257H127ZM126 258V259H127ZM138 258V257H137ZM140 258V257H139ZM138 258V259H139ZM157 258V257H156ZM160 258V257H159ZM182 258V256L180 257ZM208 258V257H207ZM218 258V259H219ZM225 258V257H224ZM228 258V257H227ZM231 258V257H230ZM242 258V257H239ZM256 258V257H255ZM118 259V258H117ZM122 260L124 258H121ZM135 256H134V260L132 257L133 262H135ZM170 259V258H169ZM168 259V261H170ZM172 259V257H171ZM194 259V258H193ZM200 259V258H199ZM198 259V261H199ZM212 259V258H211ZM215 259V257H214ZM234 259V258H233ZM230 259V260H233ZM248 259V258H247ZM152 259H148V261H150ZM154 260V259H153ZM161 260V259H160ZM176 260V259H175ZM197 260V259H196ZM203 260V259H202ZM217 260V259H216ZM221 260V259H220ZM228 260V259H227ZM137 261V260H136ZM173 261V260H172ZM186 261V260H185ZM201 261V260H200ZM207 263V259L205 260ZM210 261V260H209ZM235 261V260H234ZM239 261V260H238ZM237 261V262H238ZM243 261V260H242ZM101 262V263H100ZM118 262V261H116ZM126 262V261H125ZM132 262V261H131ZM140 263V261H138ZM141 262H143L141 260ZM171 262V261H170ZM174 262V261H173ZM184 262V261H183ZM187 262V261H186ZM189 262V261H188ZM195 262V261H194ZM197 262V261H196ZM212 262V261H211ZM214 262V261H213ZM223 262V261H222ZM228 262V261H227ZM253 263L246 262L245 264H264V261H261L260 259L258 260H253ZM122 263V262H121ZM129 263V262H128ZM126 263V264H128ZM146 263V262H145ZM148 263V262H147ZM159 263V262H158ZM157 263V264H158ZM168 263V262H166ZM176 263V262H175ZM174 263V264H175ZM178 263H182L181 261ZM177 263V264H178ZM204 263V262H203ZM124 264V262H123ZM131 264V263H130ZM138 264V263H137ZM141 264V263H140ZM155 264V263H154ZM170 264V263H169ZM188 264V263H187ZM216 264V263H215ZM219 264V263H217ZM240 264V263H239Z\"/></svg>",
  "mask_w": 264,
  "mask_h": 264
}]
</instances>
